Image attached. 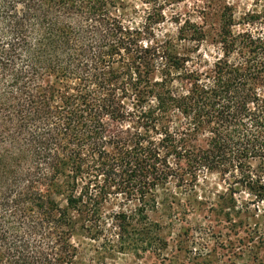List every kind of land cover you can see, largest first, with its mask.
I'll list each match as a JSON object with an SVG mask.
<instances>
[{
	"label": "trees",
	"instance_id": "1",
	"mask_svg": "<svg viewBox=\"0 0 264 264\" xmlns=\"http://www.w3.org/2000/svg\"><path fill=\"white\" fill-rule=\"evenodd\" d=\"M126 11L0 0V264H74L73 239L107 220L124 236L163 207L202 205L204 174L226 184L224 205L264 204V17L235 33L222 16L206 67ZM184 29L188 44L208 36Z\"/></svg>",
	"mask_w": 264,
	"mask_h": 264
},
{
	"label": "rangeland",
	"instance_id": "2",
	"mask_svg": "<svg viewBox=\"0 0 264 264\" xmlns=\"http://www.w3.org/2000/svg\"><path fill=\"white\" fill-rule=\"evenodd\" d=\"M124 2L127 25L142 29L150 19L157 21L152 25L157 40H171L186 52L188 47H196L206 67L220 57L212 43L222 16H232L235 33L255 31L256 26L247 25V21L258 15L264 17V0ZM193 26L208 33L205 40L190 44L181 41L180 29ZM227 189L218 175L204 174L194 187L195 193L202 197V205L163 207L157 214H150L148 223L129 221V232L124 236L117 235L115 224L107 220L103 231L92 239H73L77 250L74 264H264V204L257 207L236 204L233 208L224 205L220 198H229ZM247 197L236 195L239 201ZM112 210L118 208L112 205L104 208L106 214ZM163 214L172 216L163 218Z\"/></svg>",
	"mask_w": 264,
	"mask_h": 264
}]
</instances>
